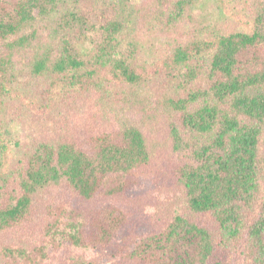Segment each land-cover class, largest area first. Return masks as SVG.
I'll list each match as a JSON object with an SVG mask.
<instances>
[{"label":"trees","instance_id":"1","mask_svg":"<svg viewBox=\"0 0 264 264\" xmlns=\"http://www.w3.org/2000/svg\"><path fill=\"white\" fill-rule=\"evenodd\" d=\"M69 1H0V96L49 74L77 81L93 63L126 83L140 80L122 47L126 24L115 4L60 12L54 37L43 33L47 18ZM160 1L170 24L182 23L204 0ZM250 8L247 32L172 51L173 87L154 107L157 117L165 114L164 145L178 159L175 175L186 212L131 251L124 241L113 257L128 252L134 264H264V0H250ZM87 41L96 48L93 63L86 59ZM205 51L207 57L200 56ZM161 140L143 126L122 124L82 140L40 142L24 160L1 168L0 238L31 228L36 204L47 197L42 244L5 251L24 264H42L67 247L110 248L128 223L125 211L112 203L77 209L56 194L65 189L91 203L132 190L149 174ZM203 217L210 222L201 223ZM69 264L96 262L73 258Z\"/></svg>","mask_w":264,"mask_h":264},{"label":"rangeland","instance_id":"2","mask_svg":"<svg viewBox=\"0 0 264 264\" xmlns=\"http://www.w3.org/2000/svg\"><path fill=\"white\" fill-rule=\"evenodd\" d=\"M111 4L118 7L126 24L122 47L127 49L140 80L137 84L126 83L114 71L93 63L96 48L87 41L84 46L86 59L93 64L86 65L79 73L85 78L71 81L67 74H49L13 85L0 96V169L24 160L40 142L82 140L103 131L116 130L122 124L143 126L152 137L163 140L158 142L159 155L146 179L132 190L109 200L91 203L65 189L56 194L68 205L82 210L106 203L115 204L128 215V223L110 248L84 250L67 247L52 253L42 264H69L73 258L96 264H134L127 258L128 252L115 257L111 254L124 241L131 251L142 238L163 231L174 216L186 212L175 175L178 159L168 145H164L167 138L162 125L165 114L157 117L154 107V103L171 93L173 87L172 76L176 71L172 51L178 47L189 50L197 44L210 45L218 35L247 32L253 24L250 0H204L182 23L170 24L165 17L167 8L160 0H88L82 3L70 0L47 18L44 23L47 30L43 33L54 37V22L60 12L99 11ZM207 53L205 51L200 56L207 57ZM189 66L183 67L187 69ZM46 198L36 204L37 221L31 228L15 236L0 238V264L5 260L24 264L20 257L7 253V247L31 249L42 244L40 230L46 223ZM199 220L201 223L210 222L204 217Z\"/></svg>","mask_w":264,"mask_h":264}]
</instances>
